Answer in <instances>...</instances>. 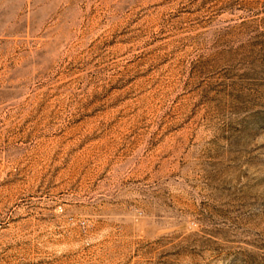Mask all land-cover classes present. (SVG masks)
I'll return each mask as SVG.
<instances>
[{
  "label": "rangeland",
  "instance_id": "374dc122",
  "mask_svg": "<svg viewBox=\"0 0 264 264\" xmlns=\"http://www.w3.org/2000/svg\"><path fill=\"white\" fill-rule=\"evenodd\" d=\"M0 264H264V0H0Z\"/></svg>",
  "mask_w": 264,
  "mask_h": 264
}]
</instances>
